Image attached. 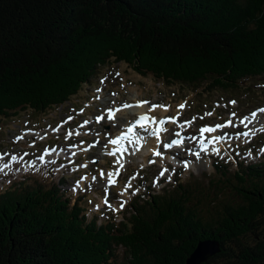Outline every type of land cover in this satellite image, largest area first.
<instances>
[{
	"label": "trees",
	"instance_id": "obj_1",
	"mask_svg": "<svg viewBox=\"0 0 264 264\" xmlns=\"http://www.w3.org/2000/svg\"><path fill=\"white\" fill-rule=\"evenodd\" d=\"M117 61L168 85L232 91L264 75V0H0V121L63 104ZM63 63L67 74L49 78ZM45 80L50 92L25 93ZM227 167L214 164L234 195L214 209L176 176L106 224L56 185L12 183L0 190V264H185L205 239L220 251L201 264H264V161Z\"/></svg>",
	"mask_w": 264,
	"mask_h": 264
},
{
	"label": "rangeland",
	"instance_id": "obj_2",
	"mask_svg": "<svg viewBox=\"0 0 264 264\" xmlns=\"http://www.w3.org/2000/svg\"><path fill=\"white\" fill-rule=\"evenodd\" d=\"M65 68L63 63L59 67L60 70L56 71L55 74L53 73L52 77L49 78L54 81L57 80V77L66 73ZM102 78L105 79V82L101 81ZM44 82L43 84L36 82L33 85V92H30V89L25 93L28 95L35 94L43 89L40 87H44L46 91L50 92L52 83L49 80ZM206 84L203 82L197 88L178 82L168 85L150 74L143 75L135 72L121 61L100 67L98 72L91 74L86 82L81 83L77 94L72 99L64 101L62 105L58 104L42 113L30 109L22 110L16 116H10L0 121V165H10L8 168H4L6 172L0 176V190L11 186L12 183H19L24 180L38 181L52 187L56 185L55 188L60 190L63 198L69 199L71 203L77 199H80L81 202L86 199L84 203L89 210L85 212V216L88 219H93L94 211H97L100 216H97L98 222L106 224L109 223V220H113L115 223L123 221L132 212V204L137 205L142 202L141 200L148 199L150 195L162 194L164 188L169 191L172 190L178 181L177 176L183 182L189 181L191 185L205 189L199 194L200 206L204 209H214L218 201L229 199L234 195L232 194L234 190L229 186L230 182L218 179L222 177L216 173L213 166L214 162L224 161L230 172H239L241 165L247 166V163L264 161V151H262L264 146L261 147L264 143V131H262L264 129V116L253 118L252 121L254 122L246 129H240L239 136L227 135V139L230 140H227L226 143L219 141L215 144L217 146L208 145L207 150L203 149L200 152L203 158L193 160L191 166L187 167L182 162L174 165L173 162L176 159L174 149L164 150L162 147L156 149L155 138L147 133L145 135L150 136L151 145L147 147L145 156L122 159L114 153L116 160L114 162L109 156L111 153L107 152L105 155L103 151L108 146L106 141L110 135L125 129L126 123L130 120L126 118L127 114H120L115 123L103 121L104 123L99 126L95 124V121L90 123L91 120L100 117V114H105L108 108L120 105L122 102L145 99L148 102L146 104L147 109L156 104L170 106L165 114L157 113L159 116L179 115L180 122L189 121L196 117L191 126H186L183 130H180L181 128L177 127V124L174 125L175 130L173 132L179 128L181 134L186 135L189 144L188 149L197 150L196 146L200 147V144L194 142L191 137L195 136L200 125H215L231 119L232 124L236 120V125L239 126L238 119L240 117L248 116L256 107L264 105V75L242 80L236 89L233 88L232 91L228 90V92L223 90L206 91L204 89ZM28 97L25 96V98ZM232 99L236 101L235 105H230L229 101ZM185 102L183 109L178 107ZM80 107L85 109L83 116L75 113ZM151 109L147 111L150 112ZM161 109L165 110L164 108ZM208 112H211L212 115L206 116L205 113ZM232 112H235L236 116H231ZM70 116H75L77 122L75 120L65 129L58 132L54 131L52 127L57 121H64ZM201 116L204 118L200 119ZM84 119H88L89 122L85 123ZM25 130H29V133L25 134ZM235 131H233L234 134ZM244 132L249 134L245 136L243 135ZM163 137L159 138V141ZM54 143H62L65 146L73 143L79 144V157L69 155L64 159H59L60 161L54 159L55 157L40 159L42 157L40 156L41 152ZM92 146L93 148L90 149L89 147ZM213 147H218L219 153L212 151ZM192 150L189 157L194 159L196 155L192 153ZM157 151L160 152L159 156L155 154ZM204 151L208 154H205ZM249 151L256 153L249 155ZM13 155L21 157V159L13 162L11 160ZM67 158H69V163L75 165L70 166L65 163L60 166L54 165L56 161H65ZM126 159L128 163L125 164ZM23 161H27V165L30 162L34 163L32 166L26 167L25 170L24 166L22 169V165H25ZM119 163H121V171L116 173L114 168ZM63 165L67 168H64ZM106 165L112 168H107ZM165 168L168 171L156 182L159 172ZM109 173L112 174L111 179L115 181V185L108 184ZM169 176H171V180L168 179ZM92 177H96V179L93 180ZM232 180L237 182L234 178ZM216 181L225 184V186L221 188V184L217 185ZM125 189L127 190L125 191ZM105 199H107L108 204L104 203ZM121 203L124 205L123 208L120 207ZM117 253L121 259L124 257L122 255L123 249L120 247H118ZM219 262H227V259H220Z\"/></svg>",
	"mask_w": 264,
	"mask_h": 264
},
{
	"label": "snow or ice",
	"instance_id": "obj_3",
	"mask_svg": "<svg viewBox=\"0 0 264 264\" xmlns=\"http://www.w3.org/2000/svg\"><path fill=\"white\" fill-rule=\"evenodd\" d=\"M145 103H148V102L147 101H139V102H137L136 106L137 107L143 106V104H145ZM229 103L232 105H235L236 101L231 100V101H229ZM185 104H186V102L178 105V107L182 109L185 107ZM125 107H132V106L131 105H125ZM151 107H152V110H155L157 107H161V108H164L165 110H167L168 107H170V106H168V105H152ZM108 111H109L108 119H112L113 118L112 110L109 109ZM258 113L264 114V108H259V109L254 110L253 112H251L250 113L251 118H256ZM205 115L211 116L212 113L208 112V113H205ZM230 115L234 117V116H236V113L232 112ZM203 118H204L203 116L200 117V119H203ZM69 119H71V117H69ZM99 119H102V117L97 118V120H99ZM195 119H196V117H193L192 120L180 122L179 121V115H177V116H173V117L161 118V119H159V121H157L155 117H150L148 114H143L136 120V124L140 125L141 127H146L149 123L158 124L159 126L154 127L151 134L153 136L159 138L161 132H167L168 131V129L164 127L166 122L171 121L172 123L177 124L178 127H180L181 129H183L186 125L191 126V124L193 123V121H195ZM245 122H250L249 116H244L240 119L241 124H245ZM85 123H87V122H85ZM232 123H233V121L231 119H229L224 124L217 123V124L211 125V126L210 125L202 126L199 129V143H200L201 148L207 150L209 144L215 145L218 141L224 140L226 138V134L225 135H218V136H214V137L209 138L205 135L206 133H215L217 129H222L228 125H231ZM245 126H247V125L245 124ZM128 131H129V133H131L133 131V129L129 128ZM262 131H264V129H262ZM248 134H249L248 132L243 133V135H245V136H247ZM69 135H71V133H69ZM172 135L179 137V138L178 139H171V143L167 144L166 145L167 147L171 148L173 145H181L184 142L185 137H183L181 135V132L174 131L172 133ZM237 135H240V134L237 133ZM123 138L124 137H122V136L116 137L115 139H112L110 141V143H112L114 145L119 144ZM191 139L196 140L197 136H193V137H191ZM117 150L120 151L121 149H117ZM212 151L219 153L220 149L218 147H213ZM262 151H264V149H262ZM155 154L157 156H159L160 152L157 151ZM248 154L251 155V151H249ZM25 155H27V153H25ZM196 155H197V157H199L200 153L197 152ZM18 159H21V157H17L15 155H13L11 157V160L13 162L17 161ZM40 159H43V157H40ZM9 166H10L9 164L0 165V171H2L4 168H8ZM184 166L187 167L188 164L185 163ZM167 171H168V169H166V168L161 170L159 172V176L157 177L156 182H158L159 177L164 176ZM101 175H103V173H101ZM108 175H109V177H111L112 174L109 173ZM92 179L95 180L96 177H92ZM168 179L171 180V176H169ZM107 182L110 185L115 183V181L111 178H109ZM129 187H130V185H129ZM126 190L127 189H125V191ZM104 203L108 204L107 199H105ZM123 206H124L123 203H121L120 207L123 208ZM109 207H111V205H109ZM97 208H99V205H97Z\"/></svg>",
	"mask_w": 264,
	"mask_h": 264
},
{
	"label": "bare ground",
	"instance_id": "obj_4",
	"mask_svg": "<svg viewBox=\"0 0 264 264\" xmlns=\"http://www.w3.org/2000/svg\"><path fill=\"white\" fill-rule=\"evenodd\" d=\"M104 79V78H103ZM149 107V106H148ZM158 108V107H157ZM147 109V107H146V104H144L143 106H140V107H138V109L137 110H135L136 112H142V113H145V114H147L148 112H146L145 110ZM149 109H151V107H149ZM166 111L167 110H162L161 108H158L157 110H153L152 111V109H151V113H150V117H153L156 113H160V114H164V113H166ZM131 111L129 110V111H123V112H120V114H128V113H130ZM151 114H152V116H151ZM17 115V114H16ZM16 115H14V116H16ZM125 116V115H124ZM252 122H254V121H252ZM174 125H176V124H174V123H172V122H168L167 124H165L164 125V127L165 128H167L168 129V131L166 132V135L167 134H169V130H171L172 131V128L174 127ZM253 125V124H252ZM150 126V125H149ZM254 126V125H253ZM252 126V127H253ZM258 126V125H257ZM139 132L138 133H136L135 134V142L134 141H132L131 142V145L127 148V150H126V152H127V159H129V158H138V157H143V156H145V152H146V149H147V147L149 146V145H151V143H150V141H151V139H149V138H147V137H145V134H144V132H143V130H142V128H141V126H139ZM179 129V128H178ZM184 129V128H183ZM251 129V128H250ZM177 130V129H176ZM253 132V131H252ZM249 133H250V131H249ZM254 136V135H253ZM242 137H243V135H242ZM229 138V137H228ZM232 138V137H231ZM251 138V137H250ZM146 141H145V140ZM154 141V140H153ZM155 141H156V139H155ZM219 142V141H218ZM217 142V143H218ZM139 145H141L142 146V151H140V152H137L136 151V146H139ZM225 145H227V144H225ZM195 146V145H194ZM213 146H217V145H213ZM197 147V146H196ZM150 148V147H149ZM148 148V149H149ZM154 149V148H153ZM228 149V148H227ZM101 151V150H100ZM205 152V151H204ZM147 153V152H146ZM147 155V154H146ZM168 156V155H167ZM173 156V155H172ZM171 156V157H172ZM147 158V157H146ZM166 158V157H165ZM127 159L125 160V164H126V162H127ZM54 160V159H53ZM130 160H132V159H130ZM60 161V160H59ZM33 162H30L29 163V165H27V164H25V169H27L26 167H28V166H32L33 164H32ZM128 163V162H127ZM130 163V162H129ZM29 168H31V167H29ZM50 170V169H49ZM42 171V170H41ZM230 171V170H229ZM37 173V172H36ZM117 177V176H116ZM116 179V178H115ZM108 180V179H107ZM115 185V184H114ZM100 217V216H99ZM100 220V219H99ZM107 220V219H106ZM103 222V221H102ZM99 223V222H98Z\"/></svg>",
	"mask_w": 264,
	"mask_h": 264
},
{
	"label": "water",
	"instance_id": "obj_5",
	"mask_svg": "<svg viewBox=\"0 0 264 264\" xmlns=\"http://www.w3.org/2000/svg\"><path fill=\"white\" fill-rule=\"evenodd\" d=\"M220 251L219 243L214 239H205L197 243L196 248L187 257L185 264H201L208 257L217 254Z\"/></svg>",
	"mask_w": 264,
	"mask_h": 264
}]
</instances>
